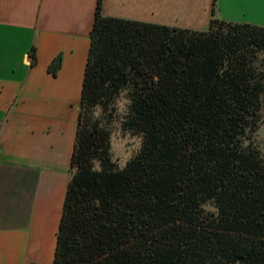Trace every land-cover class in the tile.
Instances as JSON below:
<instances>
[{"label":"trees","instance_id":"1","mask_svg":"<svg viewBox=\"0 0 264 264\" xmlns=\"http://www.w3.org/2000/svg\"><path fill=\"white\" fill-rule=\"evenodd\" d=\"M260 53L263 26L179 28L96 0L52 264H264ZM115 126L142 140L122 168Z\"/></svg>","mask_w":264,"mask_h":264},{"label":"crops","instance_id":"2","mask_svg":"<svg viewBox=\"0 0 264 264\" xmlns=\"http://www.w3.org/2000/svg\"><path fill=\"white\" fill-rule=\"evenodd\" d=\"M247 1L253 5L243 17L251 16L225 20L264 26V15H255L259 6ZM215 3L102 0V13L204 30ZM95 6L96 0H0V264L53 263ZM57 56L54 75L48 68Z\"/></svg>","mask_w":264,"mask_h":264},{"label":"rangeland","instance_id":"3","mask_svg":"<svg viewBox=\"0 0 264 264\" xmlns=\"http://www.w3.org/2000/svg\"><path fill=\"white\" fill-rule=\"evenodd\" d=\"M255 5L257 6V9L260 11H257L255 13L256 17L259 19H262V15H264V0H254ZM253 5L251 2H248L247 0H216L215 3V15L214 18H224L222 20L224 21H230L225 19H243L247 16H251L252 13H247L245 17H243L244 9L247 8L249 5ZM263 10V11H261ZM224 16V17H222ZM240 19V20H241ZM237 20V21H238ZM237 23H244L243 21H238ZM255 25V24H254ZM260 26V25H258ZM264 27V26H263ZM11 45H9V48ZM260 59L263 58V61L258 65L260 70L264 71V54L260 53ZM120 110L123 109V100H120L119 102ZM259 114V120H258V126L255 130V132L252 135V142L253 144L260 150L262 156L264 157V97L262 99L261 108L258 112ZM110 142H111V153L113 160L117 163L119 167H123L127 160L132 158L141 148V137L136 134H132L129 132H123L120 130L119 126H115L112 130L111 136H110Z\"/></svg>","mask_w":264,"mask_h":264}]
</instances>
